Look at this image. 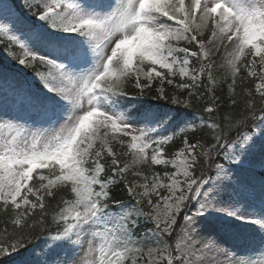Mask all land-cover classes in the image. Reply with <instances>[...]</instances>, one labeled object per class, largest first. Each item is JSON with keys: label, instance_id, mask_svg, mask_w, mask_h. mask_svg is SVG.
<instances>
[{"label": "snow or ice", "instance_id": "6c2138e0", "mask_svg": "<svg viewBox=\"0 0 264 264\" xmlns=\"http://www.w3.org/2000/svg\"><path fill=\"white\" fill-rule=\"evenodd\" d=\"M0 264H264V0H0Z\"/></svg>", "mask_w": 264, "mask_h": 264}, {"label": "rangeland", "instance_id": "374dc122", "mask_svg": "<svg viewBox=\"0 0 264 264\" xmlns=\"http://www.w3.org/2000/svg\"><path fill=\"white\" fill-rule=\"evenodd\" d=\"M256 259H261L260 257H256Z\"/></svg>", "mask_w": 264, "mask_h": 264}]
</instances>
